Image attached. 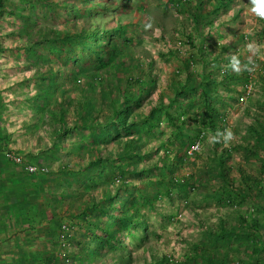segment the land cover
Listing matches in <instances>:
<instances>
[{"label": "rangeland", "instance_id": "rangeland-1", "mask_svg": "<svg viewBox=\"0 0 264 264\" xmlns=\"http://www.w3.org/2000/svg\"><path fill=\"white\" fill-rule=\"evenodd\" d=\"M95 26L99 45L71 34ZM249 43L254 70H225ZM121 77L134 91L128 125L101 140L80 124L104 120ZM224 127L230 146L209 143ZM105 189L133 205L131 229L82 256L105 215L86 209ZM12 220L29 228L1 233L0 264H255L264 19L248 0H0V227Z\"/></svg>", "mask_w": 264, "mask_h": 264}, {"label": "trees", "instance_id": "trees-1", "mask_svg": "<svg viewBox=\"0 0 264 264\" xmlns=\"http://www.w3.org/2000/svg\"><path fill=\"white\" fill-rule=\"evenodd\" d=\"M195 17L197 18L196 14ZM198 19V18H197ZM115 26L110 28V32H114ZM72 35L81 36L85 40L92 39L95 45H99L98 38H97V27H80L77 29H73L71 31ZM103 35L107 36V31L104 32ZM100 40V39H99ZM101 42V41H100ZM105 42L104 46L110 44ZM138 81V80H137ZM132 86L131 80L127 77H121L118 79L115 84V91H112V96L110 97V112L107 116H105L103 121L91 120L86 123L80 124V127L85 128L89 127L88 129L94 128L96 129L97 133H99L98 138L103 140L105 134H107V129L114 125L113 129L125 128L128 123L127 119V109L132 105L134 101V91L130 90ZM105 95V92H102ZM137 96V95H136ZM155 110V109H154ZM154 110L150 111V115L154 113ZM91 126V127H90ZM61 131V129H60ZM97 146H100L99 142ZM96 158H92L87 163L86 167L89 168V173L92 175L91 180L96 179V174H98V166L96 165ZM225 175H223L224 177ZM247 179V176L245 177ZM255 183H259L258 180L254 179ZM99 204L91 203L90 206L87 207L86 211H92L95 207H99L103 213H105L104 217L98 222L95 223L94 228L91 229V236L88 237V243L91 246V249H88V245L84 246V250L82 251V256L86 257H95L98 253L102 252L104 248H111L113 247L114 243L117 242L119 239V235L125 230L130 231V225L133 223L134 215H130V213L126 212V207L130 206L132 208V204L128 205V202L125 197H123L120 193L115 192L114 194H109L108 189H105L104 194L100 196L98 199ZM107 207H105V203ZM116 202V204H115ZM4 209H9L7 206H3ZM116 212L114 213V211ZM83 210L82 212H84ZM111 220V221H108ZM264 247V243H263ZM91 250V251H88ZM254 257L255 264L260 263V255L264 251H252ZM81 256V254H80ZM256 257V258H255ZM219 260V259H217ZM221 261L223 259H220ZM219 260V261H220ZM167 261V260H166ZM144 264H157V261L154 262H147L145 261ZM164 264V263H159Z\"/></svg>", "mask_w": 264, "mask_h": 264}, {"label": "clouds", "instance_id": "clouds-1", "mask_svg": "<svg viewBox=\"0 0 264 264\" xmlns=\"http://www.w3.org/2000/svg\"><path fill=\"white\" fill-rule=\"evenodd\" d=\"M249 11L255 16L264 19V0H248ZM142 27L147 30L152 27V22L149 20L143 24ZM247 51L250 53L244 62L241 61L240 56L235 54H226L225 70L233 72L249 71L251 72L255 68V62L253 56L257 54L258 49L253 43L246 45ZM234 133L230 127H224L223 129H216L213 134L208 137V142L211 144L222 143L224 146H230V142L233 140Z\"/></svg>", "mask_w": 264, "mask_h": 264}, {"label": "crops", "instance_id": "crops-1", "mask_svg": "<svg viewBox=\"0 0 264 264\" xmlns=\"http://www.w3.org/2000/svg\"><path fill=\"white\" fill-rule=\"evenodd\" d=\"M3 204V202H2ZM14 205V202L12 203ZM3 206H6L5 204H3ZM12 226L14 227V229H12V231H9V225L5 224V226H3L2 228L0 227V235H2L1 233H4L6 235H4V237H1L2 239L5 240H16V239H20L19 235H20V231L23 232L22 228H24V225H21V222H19L18 225H16V222H13V220L11 221ZM21 225V226H20ZM29 228V226L27 225L24 229ZM16 230V231H15ZM0 255H4V251L0 254Z\"/></svg>", "mask_w": 264, "mask_h": 264}]
</instances>
